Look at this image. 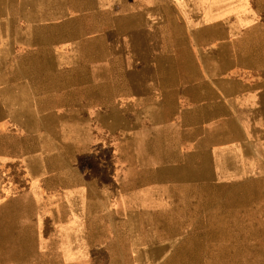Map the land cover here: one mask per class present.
Segmentation results:
<instances>
[{
  "label": "crops",
  "instance_id": "obj_1",
  "mask_svg": "<svg viewBox=\"0 0 264 264\" xmlns=\"http://www.w3.org/2000/svg\"><path fill=\"white\" fill-rule=\"evenodd\" d=\"M241 258L264 264V0H0V264Z\"/></svg>",
  "mask_w": 264,
  "mask_h": 264
},
{
  "label": "rangeland",
  "instance_id": "obj_2",
  "mask_svg": "<svg viewBox=\"0 0 264 264\" xmlns=\"http://www.w3.org/2000/svg\"><path fill=\"white\" fill-rule=\"evenodd\" d=\"M199 205H197V207H198ZM200 220H193V228H198L199 227V225H200ZM205 222V221H204ZM213 222V225L215 224V221L213 220L212 221ZM243 221H233V220H228V221H225L224 223H225V227H229V228H231L232 226H233V224H240V223H242ZM176 223L179 225V224H182L183 223V221H176ZM258 223H260L261 224V226H259L258 225ZM262 224H263V221H257V228H260V229H262V231H263V226H262ZM183 226V225H182ZM198 231V230H197ZM198 233V232H197ZM197 238L200 240V237H198L197 236ZM257 254H256V256H257V259H258V256L259 255H261V253L260 252H256ZM215 254V253H214ZM242 254V253H241ZM229 255H231V253L229 252ZM239 262L241 263V264H243V263H245V262H243L242 263V258L239 260ZM202 263V262H201ZM203 264H205V261L203 262Z\"/></svg>",
  "mask_w": 264,
  "mask_h": 264
}]
</instances>
